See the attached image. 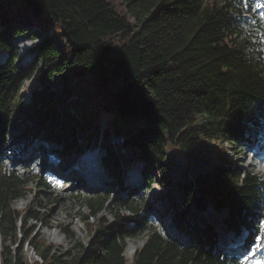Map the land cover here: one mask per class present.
<instances>
[{
	"label": "trees",
	"instance_id": "obj_1",
	"mask_svg": "<svg viewBox=\"0 0 264 264\" xmlns=\"http://www.w3.org/2000/svg\"><path fill=\"white\" fill-rule=\"evenodd\" d=\"M254 10L252 0H0V152L21 150L19 137L31 142L35 134L63 155L96 142L107 187L123 193L111 219L99 216L107 196L81 198L88 245L57 255L27 234L26 222L43 215L12 207L28 180L0 166V237L18 246L0 251V264H245L264 221V170L222 144L264 145V26ZM42 32L34 64L20 67L13 41ZM31 78L37 83L25 100ZM105 110L115 117L100 130ZM176 150L186 157L178 173L168 154ZM135 166L141 183L130 186L125 174ZM152 180L154 201L186 240L167 231L164 214L139 206ZM34 182L54 186L44 175ZM199 195L220 215L218 226L191 215ZM142 234L127 259V240ZM221 237L234 239L223 247ZM24 243L37 256L32 263Z\"/></svg>",
	"mask_w": 264,
	"mask_h": 264
},
{
	"label": "rangeland",
	"instance_id": "obj_2",
	"mask_svg": "<svg viewBox=\"0 0 264 264\" xmlns=\"http://www.w3.org/2000/svg\"><path fill=\"white\" fill-rule=\"evenodd\" d=\"M252 1L255 2L256 0ZM254 6L255 15L259 18L260 22L264 26V10L261 9L260 4L255 3ZM44 39H46V34L42 32L38 36L34 37L25 34L13 41L18 56V65L20 67L28 68L34 64L35 55L33 49L36 44H39ZM55 39L58 43V48H60L62 45L61 42L56 37ZM35 68L37 70H40L42 68V65L38 62L36 63ZM36 83L37 81L34 78H31L24 82L21 93L25 100H28L30 92L35 87ZM47 86L52 87V84L49 83ZM87 106L92 108L90 103H87ZM102 115L104 119H102L100 130L104 121L107 122L108 126L112 125L115 117V112L112 110H105ZM25 125H28V131H30V133L35 131L34 126H32L29 121L26 122ZM34 136L35 137L31 142H26L25 139L27 138L25 136L19 137L18 141L21 144H25L23 146L21 145V150L18 149L16 151L14 149H3V151L0 152V166L2 167V169L11 170L12 168H14V170L24 175L28 180L26 190L19 198L13 200L12 207L16 209H24L29 207V209L33 212H36L37 215L40 213L43 215V220L32 218L26 222L27 234L30 233L31 236L39 235L44 241L52 246V250L57 255L64 254L65 252L75 254L76 250L79 248V244L86 247L90 238V235L81 219L82 215L87 211V207L84 204V201L81 200V198H96L99 194L107 196L106 209H103L100 212L99 216L111 219L109 216V211H116V209L112 205V202L119 196L123 195V193L121 191H118V189L115 188L114 184H112L111 187H107L105 181H107L108 177L106 176V171L104 170L102 165L98 163L100 152L97 148L98 144L96 142L91 144V147L93 146L95 150L98 151V153H96L94 155V158L92 159V163L96 165L95 167L92 168L88 163V165L85 166L83 157L90 152L86 151L81 156L73 154L63 157V164H60V166L56 169L63 174V171L68 169L70 170L72 166H74V164L76 165V163H83L81 165L79 164L82 169L86 168L102 171L103 177L100 176V185L91 186L88 182L86 183L85 181H83L84 179L82 180V178L78 177L76 174H73L75 176L71 177L63 174L64 179H61L58 183H55L51 189H42L34 182V177L36 175L44 174L47 167L50 168L51 162L48 159L46 149L50 147L52 152L58 155V153L61 152L62 148L55 143H52L51 145L47 144V147L45 142L41 140L42 138H39L37 134H35ZM7 138H9V135L7 136ZM260 145L261 144H259V146ZM214 146L215 144L213 143V147ZM222 146L230 156H232L234 159L239 158L244 165L253 164V167H255L256 169L264 170V147L259 148L257 145H253L250 148L247 147L243 151H239L232 149L229 144L224 143L222 144ZM48 151L50 153V150ZM168 154L170 156V161L172 163L176 162L175 170H177L176 172L178 173L182 164L186 161V157H184V155L179 150H176L173 155H171L170 151H168ZM23 159L28 160V167H23L25 165V160ZM16 160L24 162L20 165L14 166L13 163L16 162ZM192 163L190 165L191 167ZM194 166L195 165H193V167ZM138 172L139 169L135 166L134 169H131L128 172V178H130L129 174L133 175ZM181 174L184 176L183 173ZM140 176L137 175L132 177V181H137V185H140ZM45 177H48V175L45 174ZM74 178H79V181L83 182H76ZM128 178H126V181H128ZM156 190L157 187L152 180L150 189L145 191L142 190L139 192V199H137V201L139 202V206L141 208L152 206L153 208L161 212L163 208L162 204H155L153 199V195ZM119 212L126 213L127 211L126 209H121L119 210ZM191 215L196 217V219L200 223L209 222L215 226H218L220 224V215L217 211L213 210L210 207L204 211L192 210ZM148 219H150L149 216ZM164 221L168 226L167 231L173 232L174 228L167 223L169 221V215L167 216L166 214V217H164ZM151 222L157 225L155 219ZM145 237L146 235L142 234L136 238L127 240L124 249V255L127 259H131L135 249L142 244ZM180 239L186 240L182 236H180ZM233 239L234 237H230V240L223 237L220 238L223 247L231 244ZM236 240L238 239L236 238ZM130 244L133 245L132 251H129ZM16 246L17 245L9 239L2 240L0 237V251H2L4 248L5 250L9 249L10 251H12ZM22 252L29 263H32L37 259V256L32 247L25 243L22 245ZM247 255L248 257L246 258V260H244L245 264H261V262L264 261V221L261 225V231L256 238V242L247 251Z\"/></svg>",
	"mask_w": 264,
	"mask_h": 264
},
{
	"label": "bare ground",
	"instance_id": "obj_3",
	"mask_svg": "<svg viewBox=\"0 0 264 264\" xmlns=\"http://www.w3.org/2000/svg\"><path fill=\"white\" fill-rule=\"evenodd\" d=\"M83 162H84L85 166L89 164L92 168L94 167L93 164H91V162H89V160H87V158H84L83 159ZM61 164H63V162ZM59 166H60V163L57 165L56 168H58ZM75 173H77L78 175H80L84 179V181L86 183L88 182L91 186L100 185L101 184L100 183V181H101V177L100 176H102V171H97V170H94V169H87V170H85V169H82V168L79 167L78 170ZM129 247H130L129 248V251H132L133 245L130 244Z\"/></svg>",
	"mask_w": 264,
	"mask_h": 264
},
{
	"label": "water",
	"instance_id": "obj_4",
	"mask_svg": "<svg viewBox=\"0 0 264 264\" xmlns=\"http://www.w3.org/2000/svg\"><path fill=\"white\" fill-rule=\"evenodd\" d=\"M192 205H193V210H197V211H204L209 207L207 200L204 198L203 195L197 196L194 199Z\"/></svg>",
	"mask_w": 264,
	"mask_h": 264
},
{
	"label": "snow or ice",
	"instance_id": "obj_5",
	"mask_svg": "<svg viewBox=\"0 0 264 264\" xmlns=\"http://www.w3.org/2000/svg\"><path fill=\"white\" fill-rule=\"evenodd\" d=\"M261 264H264V261H262Z\"/></svg>",
	"mask_w": 264,
	"mask_h": 264
}]
</instances>
